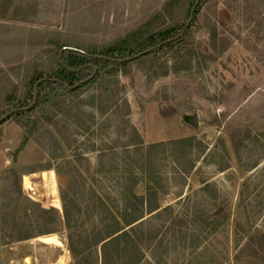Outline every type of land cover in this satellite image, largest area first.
<instances>
[{
	"label": "rangeland",
	"instance_id": "rangeland-1",
	"mask_svg": "<svg viewBox=\"0 0 264 264\" xmlns=\"http://www.w3.org/2000/svg\"><path fill=\"white\" fill-rule=\"evenodd\" d=\"M17 1L9 0L12 11ZM24 1L21 30L13 23L0 44V100L5 104L23 98L31 75L56 69L59 34L74 45L109 48L156 26L170 7L169 0ZM207 19L221 39H228L224 46L218 41L215 50L207 42ZM193 31L198 62L192 68L167 73L172 61L160 52L130 62L123 67L126 74H119L124 87L119 95L128 100L130 121L145 147L189 137L204 147L186 152L185 158L171 146L153 156L152 185L158 188L160 207L171 211L145 217V226L161 228L162 234L160 242L145 249L142 264H264V246L257 245L264 231V0H209ZM116 88L99 81L79 97H67L70 108L77 105L88 114L74 109L65 119L67 128L60 127L62 134L50 128L60 144L49 136L41 144L29 137L18 151L26 131L17 119L40 133L52 107L37 111L43 123L39 130L35 115L0 126V264H74L60 196L70 179V198L79 206L73 208V214L80 213L78 230L95 224L99 214L93 206L98 207L99 198L114 212L121 206V144L130 129L121 118L99 110L101 100L103 106L110 103L107 92L116 96ZM91 95L97 97L95 108L87 105ZM194 116L197 126L191 122ZM236 132L243 133L236 139L238 152L230 140ZM102 154L109 156L101 160ZM136 193L145 194L143 181ZM35 204L55 209V220L45 226ZM43 232L51 233L39 236ZM20 233L32 238L18 241Z\"/></svg>",
	"mask_w": 264,
	"mask_h": 264
},
{
	"label": "trees",
	"instance_id": "trees-1",
	"mask_svg": "<svg viewBox=\"0 0 264 264\" xmlns=\"http://www.w3.org/2000/svg\"><path fill=\"white\" fill-rule=\"evenodd\" d=\"M209 0H169L170 7L166 10L164 17L150 30H142L141 35L135 36L133 41H117L116 45L109 48L90 49L79 44H72L65 41V35H58L54 40L56 47V69L51 72H41V74L31 75L26 89L23 92V98L16 102L3 103L0 100V126L14 118L35 117L33 125L40 128L42 122L45 126L38 131H29L22 120L17 119L18 125L25 129L26 138L21 151L30 137L41 144L44 136H49L55 142L60 144L57 133L51 131V127L62 134L60 127L67 128L66 118L74 115V109L82 111L81 107L70 108L67 104V97L75 99L80 93L97 82L109 83L117 86L114 94L106 93L109 104L103 106V100L99 110L103 114L110 112L113 116L121 118L125 128L130 129V136L127 141L122 142V156L124 167L120 172L118 180L120 182V196L122 204L117 211H113L102 198L98 199L97 205L93 209L98 216L94 215L95 224L90 230H78L77 224L80 213L73 214V208H78L75 198H70L72 190V179H70L68 188L60 191L63 205V218L68 229V246L71 252L74 264H142L145 260V249H150L157 242L161 241V228H148L145 226L146 216L160 217L163 213L171 211L170 207L161 208L158 202V188L152 185L156 181L154 172V157L157 149L171 146L174 150H180L183 158L187 156L186 152H192L195 149L204 150V147L195 137L177 139L169 144L155 143L145 147L143 139L130 121L131 107L127 99L121 94L124 87L119 83V74H126L123 71L124 66L138 59L147 58L156 53L163 52L168 55L172 64L168 72L178 73L192 68L193 62H198L197 48L193 44L194 27L199 20L201 10L207 5ZM177 6V7H176ZM167 9V8H166ZM209 19L206 20L208 28L207 42L209 48L216 49L219 42L224 46L228 39L219 37L215 25L211 26ZM144 26V25H143ZM147 32V33H146ZM165 72V75L167 74ZM109 78L110 81H104ZM12 83V80H9ZM12 94L10 91L6 95ZM100 96L99 98H101ZM97 97L91 95L87 105L92 108L94 100ZM46 106L55 108L50 109L51 116L41 122L42 117L37 115V111ZM78 112V111H77ZM82 114H88L85 111ZM60 116V117H59ZM91 121L95 120L94 113L90 114ZM80 121V119H79ZM78 121V122H79ZM84 124V122H82ZM86 129H90L87 125ZM32 125V126H33ZM81 125V124H80ZM32 128V127H31ZM39 130V129H38ZM80 134V130L77 131ZM243 134L242 132L232 133L231 144L236 152L239 151L235 145L236 139ZM67 141L68 138L64 137ZM109 155H99L102 160ZM193 166L190 167L192 169ZM136 169L140 170L136 173ZM118 171V168H117ZM15 178V188L18 196H22L19 178L15 169H11ZM143 181L145 194L136 193L138 184ZM76 196V194H74ZM18 202V201H17ZM14 206V212L17 208ZM36 205V204H35ZM41 212V219L45 226L47 222L55 220L57 212L55 209H44L36 205ZM100 212H98L101 208ZM94 212V213H95ZM93 213V214H94ZM175 223L172 220L171 224ZM23 225V224H22ZM12 226L22 227L18 223ZM41 233L39 236L48 235ZM160 237V238H159ZM32 238L29 233H20L17 236L18 241ZM257 245L264 246V231L257 238Z\"/></svg>",
	"mask_w": 264,
	"mask_h": 264
},
{
	"label": "crops",
	"instance_id": "crops-1",
	"mask_svg": "<svg viewBox=\"0 0 264 264\" xmlns=\"http://www.w3.org/2000/svg\"><path fill=\"white\" fill-rule=\"evenodd\" d=\"M13 1V0H11ZM18 7L15 11H12V5L9 3V0H3V3L1 4L0 0V44L3 42L2 36L5 33L6 29H10L13 23H16V30H21L20 22H23L22 18V11L21 8L26 3L24 0H18ZM36 4V2H34ZM17 13V14H16ZM17 15L19 17H17ZM24 28V27H22ZM25 29H23L24 31ZM3 31V32H2ZM25 32V31H24ZM34 35V32H33ZM5 38V37H4ZM2 39V40H1Z\"/></svg>",
	"mask_w": 264,
	"mask_h": 264
},
{
	"label": "water",
	"instance_id": "water-1",
	"mask_svg": "<svg viewBox=\"0 0 264 264\" xmlns=\"http://www.w3.org/2000/svg\"><path fill=\"white\" fill-rule=\"evenodd\" d=\"M191 122L197 126V125H198V123H197V117L194 116V117L191 119Z\"/></svg>",
	"mask_w": 264,
	"mask_h": 264
}]
</instances>
